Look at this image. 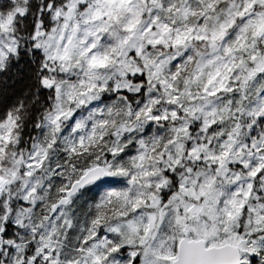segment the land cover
Listing matches in <instances>:
<instances>
[{
	"label": "snow or ice",
	"instance_id": "1",
	"mask_svg": "<svg viewBox=\"0 0 264 264\" xmlns=\"http://www.w3.org/2000/svg\"><path fill=\"white\" fill-rule=\"evenodd\" d=\"M22 58L0 264H264V0H0Z\"/></svg>",
	"mask_w": 264,
	"mask_h": 264
},
{
	"label": "trees",
	"instance_id": "2",
	"mask_svg": "<svg viewBox=\"0 0 264 264\" xmlns=\"http://www.w3.org/2000/svg\"><path fill=\"white\" fill-rule=\"evenodd\" d=\"M30 68L34 70L35 65H32L30 60L22 58L18 61L14 60L9 71L0 73V93H4L7 97V100L0 104V115L12 101L17 98L23 99V94L29 88H34Z\"/></svg>",
	"mask_w": 264,
	"mask_h": 264
}]
</instances>
